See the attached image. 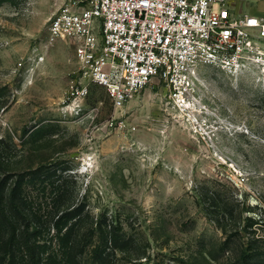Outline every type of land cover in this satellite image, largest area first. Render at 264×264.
I'll return each mask as SVG.
<instances>
[{
  "label": "rangeland",
  "instance_id": "374dc122",
  "mask_svg": "<svg viewBox=\"0 0 264 264\" xmlns=\"http://www.w3.org/2000/svg\"><path fill=\"white\" fill-rule=\"evenodd\" d=\"M61 1L0 0V185L40 264H264L258 72L198 67L181 99L154 80L120 110L90 87L79 111L74 46L47 34ZM10 235L0 264H25Z\"/></svg>",
  "mask_w": 264,
  "mask_h": 264
},
{
  "label": "built area",
  "instance_id": "2783aa9c",
  "mask_svg": "<svg viewBox=\"0 0 264 264\" xmlns=\"http://www.w3.org/2000/svg\"><path fill=\"white\" fill-rule=\"evenodd\" d=\"M47 34L74 46L65 100L79 111L90 87L104 90L115 110L154 80L181 99L202 66L225 75L257 71L264 83V18L237 16L228 0H63Z\"/></svg>",
  "mask_w": 264,
  "mask_h": 264
},
{
  "label": "trees",
  "instance_id": "16d2710c",
  "mask_svg": "<svg viewBox=\"0 0 264 264\" xmlns=\"http://www.w3.org/2000/svg\"><path fill=\"white\" fill-rule=\"evenodd\" d=\"M27 217L24 216L23 201L20 199V188L18 184L10 188L8 191L0 185V226L6 228L10 232V238L15 240L19 238L14 246L18 251H25L28 261L25 264H40L38 256L34 252V240L36 234L29 232L27 227ZM18 230V233H17ZM11 256H15L12 247ZM97 261L104 263V258L97 255ZM260 264V263H256Z\"/></svg>",
  "mask_w": 264,
  "mask_h": 264
},
{
  "label": "crops",
  "instance_id": "0c3cea01",
  "mask_svg": "<svg viewBox=\"0 0 264 264\" xmlns=\"http://www.w3.org/2000/svg\"><path fill=\"white\" fill-rule=\"evenodd\" d=\"M61 3L56 6V9ZM228 6L237 16L250 15L264 18V0H228Z\"/></svg>",
  "mask_w": 264,
  "mask_h": 264
}]
</instances>
